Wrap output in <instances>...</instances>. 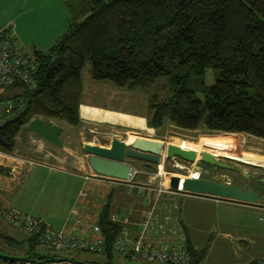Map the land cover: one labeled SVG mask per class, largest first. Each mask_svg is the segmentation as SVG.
<instances>
[{
	"label": "trees",
	"instance_id": "1",
	"mask_svg": "<svg viewBox=\"0 0 264 264\" xmlns=\"http://www.w3.org/2000/svg\"><path fill=\"white\" fill-rule=\"evenodd\" d=\"M67 30L46 50L36 49L35 87L18 84L0 93L10 101L0 115V151L11 154L21 127L35 117L80 121L81 72L128 89H145L160 79L168 95L148 100L149 126L172 123L184 129L242 132L264 138V0H63ZM211 68L214 82L204 73ZM110 195L97 223L108 248L102 262L113 264L110 246L120 224L113 221ZM8 224V223H7ZM9 225V224H8ZM15 229V228H14ZM0 228V253L29 259L55 258L33 249ZM192 264L205 249L188 240ZM0 264H21L0 258ZM246 264H260L251 260Z\"/></svg>",
	"mask_w": 264,
	"mask_h": 264
},
{
	"label": "rangeland",
	"instance_id": "2",
	"mask_svg": "<svg viewBox=\"0 0 264 264\" xmlns=\"http://www.w3.org/2000/svg\"><path fill=\"white\" fill-rule=\"evenodd\" d=\"M49 1H47L49 9L54 12L60 25L61 16L57 4L54 1ZM48 40L51 39L48 38ZM41 46L43 47V45ZM46 48L42 49L46 50ZM90 73V62L86 61L81 72L82 92L79 105V117L81 118L77 125L69 124L59 118H43L60 124L62 145L53 144L24 127L16 136L15 156L36 161L45 160L53 166L77 171L90 167L88 164L89 154L83 149V144L86 142L108 146L113 138L125 140L132 136L161 140L165 147L160 153L158 163L146 164L147 161L144 159L126 157L127 163L131 164L135 171L132 177L133 181L155 186L159 178L153 176L159 168L166 179L179 173L187 177H201L233 185L245 183L246 188H251L259 196V206L225 200L195 201L196 207L206 212L212 221L219 219L222 223L215 229H210L209 222L204 225L202 231L194 232L192 229L194 239L200 247L205 249L199 264H213L230 258L236 252L240 241L243 240L239 239L241 236H245L247 240L255 239L257 241V245L251 251L264 252V181L260 179V177H264V138L242 132L209 131L203 125L195 129H184L175 124L166 123L162 127L153 128L148 124V100L153 94L159 98H164L169 94L164 79L158 80L145 89H128L117 87L110 81L94 80ZM204 79L207 85L214 82L210 67L206 68ZM6 89V87H0V93L6 96ZM8 106L11 107L10 101L0 102V115L2 110ZM169 143L182 144L199 151V153L206 151L215 157L223 155L228 160H219L225 165H214V163L202 161L201 156L197 162H189L178 155L167 156L166 145ZM0 160L3 161V158L1 157ZM44 177L50 178L46 175ZM61 177L63 181H76L73 177L65 175ZM45 178L42 177L41 182L46 180ZM79 181H83L81 189L85 194L79 196L75 204L76 212L81 210V205L85 202L93 205L94 211L97 212L107 201L109 194L112 203L119 200L124 203L132 196L126 194L127 190L131 192L132 189L119 187L108 180L89 177L86 180L79 178ZM164 184L167 185L168 180ZM40 188L41 186L37 182L33 189L29 190L35 194L39 192ZM137 194L142 196L143 201L144 193ZM123 211L124 208L119 209V213ZM88 219L93 220L94 214L90 215ZM2 228L19 240L25 237L19 230L8 224L7 227ZM261 241L262 246L259 247L258 243ZM31 245L29 240H23L20 253L23 254L27 249H33L41 255L54 254L58 255L56 258L69 257L85 264H89L91 261H103V257L93 253L51 250L39 244L32 248ZM112 262L113 264H162L160 262H132L116 255L112 258Z\"/></svg>",
	"mask_w": 264,
	"mask_h": 264
},
{
	"label": "crops",
	"instance_id": "3",
	"mask_svg": "<svg viewBox=\"0 0 264 264\" xmlns=\"http://www.w3.org/2000/svg\"><path fill=\"white\" fill-rule=\"evenodd\" d=\"M47 1L48 0H0V29L5 25H12L21 44L36 49H42L43 47H47L46 49H48L67 30L70 22V13L63 0L49 1H54L57 4L61 16V24L59 25L58 19L54 12L49 9ZM48 38L51 40H48ZM41 45H43V47ZM24 127L26 128V126L21 128ZM14 152L13 150V152L9 154L0 151V158H3V161L0 160L1 229H3L2 227L4 226L7 227V222L3 216L4 210L8 208H17L43 219L48 222L53 229H68L72 224L77 223L79 225L78 233L81 236H92L89 225L92 222L97 223L96 221L102 206L95 212L93 205L85 202L81 205V210L76 212L75 204L79 196L85 194L81 189L83 181H79V178L86 180L89 177H93L101 180H108L119 187L132 189L131 192L129 190L126 191L127 195L130 194L132 196L124 203L120 200L112 203V198L110 199V217H112V215L119 216L120 220L117 223L121 226L131 227L128 226L130 225L129 221L131 222L137 212L144 206V199L142 201V196L137 194L142 192L140 188L142 183L133 181L132 178L121 180L100 175L95 173L90 167L78 169L77 171L68 170L53 166L45 160L36 161L25 157H18L15 156ZM44 175L50 176V178L46 179ZM62 175L70 178L73 177L76 181H63L61 180ZM42 177L46 180L41 182ZM37 182H39L41 188L38 193L34 194L33 191L29 189H33ZM197 200L219 201L225 199L195 193H178L171 199V202L174 204L171 211L174 216L175 224H177L179 229L184 233L186 241L188 240L194 249L201 250L203 247H200L198 242L194 239L192 229H194V232H196V230L202 231L204 225L208 222L209 227H211L210 229H215L221 226L222 223L219 219L212 221L206 212L198 209L195 204V201L198 202ZM243 204L259 206V203ZM120 208H124V211L121 213H119ZM93 214L94 219L89 220L88 217ZM53 225H56L54 226L56 228H54ZM239 239L243 240H241L242 242L240 241L236 252H234L230 258L222 262H214L213 264H246L251 260L264 258V252L251 251V249L257 245L255 239L247 240L245 236H241ZM258 246H262V241L258 243Z\"/></svg>",
	"mask_w": 264,
	"mask_h": 264
},
{
	"label": "built area",
	"instance_id": "4",
	"mask_svg": "<svg viewBox=\"0 0 264 264\" xmlns=\"http://www.w3.org/2000/svg\"><path fill=\"white\" fill-rule=\"evenodd\" d=\"M39 65L36 48L19 42L12 25L0 29V87H11L22 84L29 88L35 87V73ZM132 172L128 179L133 177ZM199 176V175H198ZM153 177L159 180L155 186L141 184L145 204L137 212L130 226H120L113 235L110 249L116 256L132 262L162 264H192L193 257L186 245L184 233L174 222L171 202L172 197L183 191L172 189L168 179L164 178L160 169ZM198 178V177H195ZM168 180V184L164 182ZM5 221L19 230L25 237L33 239L37 244L51 250L83 251L97 254L105 259L108 248L103 231L98 223L92 222L89 227L92 236H81L79 225L72 224L68 229H53L41 218L17 208H8L3 212ZM115 222L120 220L112 215ZM58 259V260H56ZM264 264V258L256 259ZM21 264H81L80 261L69 258H38ZM84 263V262H83Z\"/></svg>",
	"mask_w": 264,
	"mask_h": 264
},
{
	"label": "water",
	"instance_id": "5",
	"mask_svg": "<svg viewBox=\"0 0 264 264\" xmlns=\"http://www.w3.org/2000/svg\"><path fill=\"white\" fill-rule=\"evenodd\" d=\"M30 131L39 137L56 144L62 145L60 137L61 127L42 117H35L27 124ZM165 147L161 140L137 136L131 144H126L125 140L113 138L108 146L91 144L86 142L83 149L89 154L88 164L97 174L109 176L116 179L126 180L132 172L133 167L127 163L126 157H137L150 162L158 163L160 153ZM167 156L178 155L183 159L193 162L196 152L192 149L183 148L177 144L169 143L166 145ZM201 160L208 163H221L217 157L206 151H201ZM225 165V164H224ZM264 181V177H260ZM169 185L172 189H178L179 185L183 191L199 195H209L229 201L240 203L256 204L259 203L258 194L251 188H246V184L233 185L230 183L219 182L215 180L204 179L201 177H185L182 181L177 175L169 177ZM0 258L4 260H13L17 262L31 261L27 257L10 256L0 253ZM58 260V259H56ZM81 264H85L80 262Z\"/></svg>",
	"mask_w": 264,
	"mask_h": 264
},
{
	"label": "bare ground",
	"instance_id": "6",
	"mask_svg": "<svg viewBox=\"0 0 264 264\" xmlns=\"http://www.w3.org/2000/svg\"><path fill=\"white\" fill-rule=\"evenodd\" d=\"M135 138H136V136H132V137H130V138H127V139H125V143L126 144H131L134 140H135ZM175 144V143H174ZM177 145H179V146H181V147H183V148H186V149H192V148H188V147H185L184 145H180V144H177ZM192 150H194V149H192ZM195 152H196V157H195V162H197L199 159H200V156H201V152L199 153V151H196V150H194ZM212 155V154H211ZM161 172V171H160ZM177 176H179L180 178H181V181L185 178V177H187V176H185V175H182V174H179V173H177L176 174Z\"/></svg>",
	"mask_w": 264,
	"mask_h": 264
},
{
	"label": "flooded vegetation",
	"instance_id": "7",
	"mask_svg": "<svg viewBox=\"0 0 264 264\" xmlns=\"http://www.w3.org/2000/svg\"><path fill=\"white\" fill-rule=\"evenodd\" d=\"M175 144H177V143H175ZM180 145H182V144H180ZM216 157H217L218 160H228V158L225 157V156H223V155H217ZM214 165H218V164L217 163H214Z\"/></svg>",
	"mask_w": 264,
	"mask_h": 264
}]
</instances>
